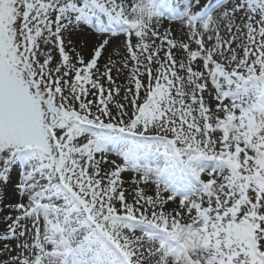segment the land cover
Segmentation results:
<instances>
[{"label":"snow or ice","instance_id":"6c2138e0","mask_svg":"<svg viewBox=\"0 0 264 264\" xmlns=\"http://www.w3.org/2000/svg\"><path fill=\"white\" fill-rule=\"evenodd\" d=\"M0 208V264H264V0H0Z\"/></svg>","mask_w":264,"mask_h":264},{"label":"bare ground","instance_id":"6f19581e","mask_svg":"<svg viewBox=\"0 0 264 264\" xmlns=\"http://www.w3.org/2000/svg\"><path fill=\"white\" fill-rule=\"evenodd\" d=\"M201 2L203 3L204 0H201ZM182 6V3H181ZM179 22L176 21H164V28L161 30H165V29H171L172 33L174 34V38L180 42V41H186L187 40V36H186V30L182 31L181 29L183 28V25H180ZM120 39L122 40L123 37L121 36ZM73 43L76 44L77 50L81 51L82 54L85 56V58H88L90 55V49L91 47L95 44L96 42V38L94 36H92L90 33L89 34H80V35H74L72 37ZM192 47H195L194 45H192ZM113 54L114 55V50L112 48H109L107 50V52L105 53L104 58L101 59L100 64L103 65L106 62V59L108 57V55ZM113 77H117V73L115 71H113L112 73ZM122 74L119 75V77ZM116 85L120 86L121 89H124L128 83L127 82H118V78L116 79ZM124 94V92H123ZM122 94V96H123ZM91 98V97H89ZM109 160L115 159V156L113 155H109L108 157ZM117 163H121V161L117 160ZM108 166V165H105ZM132 174V173H129ZM122 177L126 179L124 173L122 174ZM123 179V180H125ZM140 187L145 189V194L147 195H152L154 194V186L152 185H143L141 184ZM134 195V189L130 191V194ZM18 199V197H17ZM179 204L178 201L176 203H169L167 208L169 211L173 210V209H178ZM1 215H3V213L0 214V219L2 218Z\"/></svg>","mask_w":264,"mask_h":264},{"label":"rangeland","instance_id":"374dc122","mask_svg":"<svg viewBox=\"0 0 264 264\" xmlns=\"http://www.w3.org/2000/svg\"><path fill=\"white\" fill-rule=\"evenodd\" d=\"M176 22H179V21L177 20ZM179 24L182 25L181 22ZM135 42H136L135 37H133V43H135ZM118 82H127L126 74H122L120 77H118ZM127 86H129V85H127ZM122 94H123V89H121V93H120L121 97H122ZM115 159L119 160V158H117V157H115ZM102 167H103L104 171H109L112 168V165H110V164H108V166L102 165ZM124 175L126 177V179L123 178V179H125L124 180L125 181L124 188L126 190V195H128L129 201H131V195H133V192H132V194H130V191L135 188V185L132 184V175L133 174H129V172H125ZM207 178L208 177L205 175L204 179H207ZM17 197H18V199H17ZM7 201L12 202V203L19 202L20 197L18 194H15L11 190H9V195L7 197ZM9 211L10 210L8 208H0V214L3 213V215H1L2 218L0 219V234H3V232H5L7 230V223L5 222L4 218L8 215ZM3 243L4 242L0 241V248L3 247ZM7 243L12 244L14 246L16 244V241H14V240L8 241ZM15 254L16 253L13 252V255H15ZM0 258H2V257H0Z\"/></svg>","mask_w":264,"mask_h":264}]
</instances>
